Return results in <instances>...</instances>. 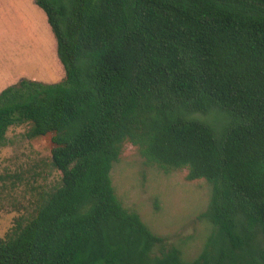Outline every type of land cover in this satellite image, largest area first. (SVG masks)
Listing matches in <instances>:
<instances>
[{"label":"trees","instance_id":"obj_1","mask_svg":"<svg viewBox=\"0 0 264 264\" xmlns=\"http://www.w3.org/2000/svg\"><path fill=\"white\" fill-rule=\"evenodd\" d=\"M34 1L64 77L0 91V146L11 125L51 134L60 182L0 239V264H264V0ZM125 141L211 185L192 260L116 195Z\"/></svg>","mask_w":264,"mask_h":264},{"label":"rangeland","instance_id":"obj_2","mask_svg":"<svg viewBox=\"0 0 264 264\" xmlns=\"http://www.w3.org/2000/svg\"><path fill=\"white\" fill-rule=\"evenodd\" d=\"M63 77L44 11L34 0H0V91L21 78L51 83ZM28 127L9 126L0 146V239L18 223H26L41 197L60 182V171L51 163V134L28 138ZM186 173L148 164L138 148L125 141L110 177L122 204L137 211L152 232L178 246L189 261L210 235L212 224L199 214L207 206L211 185L204 179L188 180ZM258 250L257 238L249 251Z\"/></svg>","mask_w":264,"mask_h":264}]
</instances>
